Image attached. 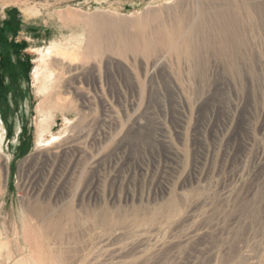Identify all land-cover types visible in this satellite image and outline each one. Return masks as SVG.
I'll return each instance as SVG.
<instances>
[{
  "label": "rangeland",
  "instance_id": "rangeland-1",
  "mask_svg": "<svg viewBox=\"0 0 264 264\" xmlns=\"http://www.w3.org/2000/svg\"><path fill=\"white\" fill-rule=\"evenodd\" d=\"M30 237L264 264V0H0V264Z\"/></svg>",
  "mask_w": 264,
  "mask_h": 264
},
{
  "label": "bare ground",
  "instance_id": "bare-ground-1",
  "mask_svg": "<svg viewBox=\"0 0 264 264\" xmlns=\"http://www.w3.org/2000/svg\"><path fill=\"white\" fill-rule=\"evenodd\" d=\"M50 54V53H49ZM44 60V59H43ZM43 66H45V64H44V61H42V60H40L39 61V67H43ZM67 147V146H66ZM61 149V147H59L57 150H60ZM62 149H64V148H62ZM57 153H58V151H57ZM32 230H34V232H33V236H38L39 235V233L38 232H40L39 231V229H38V227H33V229ZM63 235V234H62ZM26 236V235H25ZM33 240H35V238L34 237H30V239H29V243H30V246H34V247H37L38 248V250H39V254L35 257V255H34V261H36V263H38V264H45V256H46V254H45V251H43L42 249H41V243H39L38 241L36 242V244H31L32 242H33ZM27 241H28V238H27ZM35 263V262H34ZM47 264V263H46ZM48 264H50V263H48Z\"/></svg>",
  "mask_w": 264,
  "mask_h": 264
}]
</instances>
